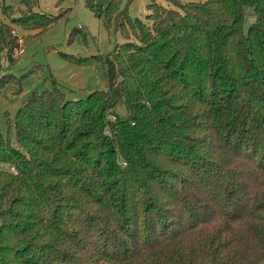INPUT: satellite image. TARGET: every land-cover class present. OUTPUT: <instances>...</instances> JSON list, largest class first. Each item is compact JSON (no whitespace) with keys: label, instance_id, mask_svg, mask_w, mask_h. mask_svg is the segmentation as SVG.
<instances>
[{"label":"trees","instance_id":"obj_1","mask_svg":"<svg viewBox=\"0 0 264 264\" xmlns=\"http://www.w3.org/2000/svg\"><path fill=\"white\" fill-rule=\"evenodd\" d=\"M0 20V62L61 15ZM84 0L107 87L34 90L0 131V264H264V0ZM5 15L7 8L2 9ZM8 16V15H7ZM24 76L2 72L0 94ZM122 102L125 113L117 112Z\"/></svg>","mask_w":264,"mask_h":264},{"label":"rangeland","instance_id":"obj_2","mask_svg":"<svg viewBox=\"0 0 264 264\" xmlns=\"http://www.w3.org/2000/svg\"><path fill=\"white\" fill-rule=\"evenodd\" d=\"M155 1L170 6L166 0ZM148 3L149 0H122L121 6L127 9L130 17L145 20L149 13ZM4 6L8 16L2 11ZM26 10L16 0H0V20L5 22ZM33 10L62 17L26 45L25 36L27 38L35 31L23 30L18 25L11 26L19 38L21 49L14 53L17 58L12 63L2 59L0 75L8 72L24 76L19 94L13 95L8 89L0 94V131L4 136L10 132L12 141L15 113L32 91L52 88L53 80L67 99L85 98L91 91L106 89L105 67L101 60L78 63L68 57H105L115 44L123 40L119 32L108 29L103 20L84 5V0H39ZM116 109L121 115L125 113L122 102Z\"/></svg>","mask_w":264,"mask_h":264}]
</instances>
